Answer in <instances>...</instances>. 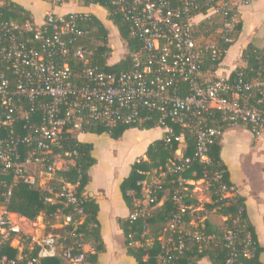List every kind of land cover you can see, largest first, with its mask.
<instances>
[{
	"label": "built area",
	"instance_id": "obj_1",
	"mask_svg": "<svg viewBox=\"0 0 264 264\" xmlns=\"http://www.w3.org/2000/svg\"><path fill=\"white\" fill-rule=\"evenodd\" d=\"M107 1L130 24L131 38L137 41L131 52L132 66L119 72H107L96 65L93 49L83 41L89 38L90 29L82 24L91 13L49 11L42 24L0 19V130L7 131L0 134V173L12 172L14 181L22 180L50 192L48 201L62 199L66 205H73L79 222H83V200L89 195L78 192L82 173L77 183L62 181L56 190L50 185L58 171L70 170L83 155L78 149H64V139L71 134L77 139L80 133L97 127L144 123L151 119L149 115L142 116L144 109L158 111L161 125L171 121L182 128L179 134L171 126L165 128L164 139L169 144L178 143V156L161 174L154 171L158 177L141 179L137 182L139 190L129 191L132 209L128 219L145 222L141 239L129 234V246L151 245L147 220L160 204L163 177L178 173L179 187L173 195L177 209L168 221L158 261L173 264L192 245L206 246L219 241L231 250L226 264H233L241 252L254 256L251 233L242 236L243 207L235 216H228L229 223L222 235L207 232L203 226L186 227L189 223L184 216L191 206L186 202L190 189L183 174L195 159L208 160L210 145L222 134V127L208 125V119L217 112L222 113L225 123L250 126L257 137L264 134L263 99L254 100L256 89L264 82L246 81L242 72L235 80L231 75L204 79L205 55L209 53L213 60H220L225 49L211 41L199 44L193 29V20L205 10V16L220 20L222 32H232L241 22L240 6L257 0ZM5 2L0 0V7ZM99 6L108 14L105 7ZM225 40L233 42L231 37ZM182 82H187L184 95ZM37 112L40 122L33 119ZM21 120L26 121L24 131L17 132ZM188 132L196 138L194 157L181 153L187 146ZM21 146L26 147L25 155ZM219 178V174L214 177ZM204 180L206 189L212 192L207 173ZM12 187L13 184L0 183V264L16 262L2 254L3 244L9 241L19 250L17 258L27 259L28 264L54 257H62L68 264H89L86 243L65 246L60 235L54 233L31 239L28 248L36 250L37 256L29 258L26 247L15 242L22 235L17 222L22 216L8 208ZM234 194L223 186L222 199L226 204ZM59 215L62 226L77 222L73 214L62 216L58 211ZM148 257L146 254L144 260Z\"/></svg>",
	"mask_w": 264,
	"mask_h": 264
},
{
	"label": "trees",
	"instance_id": "obj_2",
	"mask_svg": "<svg viewBox=\"0 0 264 264\" xmlns=\"http://www.w3.org/2000/svg\"><path fill=\"white\" fill-rule=\"evenodd\" d=\"M5 4L0 7V19L3 20H13L18 23H25L26 21H33L31 13L25 9L22 5L16 3L14 0H5ZM84 4L89 5H101L108 10L107 19L111 23L108 28L105 20L100 19L99 16L91 14L90 18L87 19L83 26L90 29L89 38H84L85 45L93 49L94 63L98 65L102 70L107 72H119L121 70L129 69L132 66L131 52L135 49L137 41L131 38L130 35V24L124 20L122 15L112 7L107 0H83ZM198 14V13H197ZM207 12L200 11L199 15L203 17V20L198 24H194L195 37L199 44L211 41L219 44L225 49L223 57L219 60H213L211 55L207 53L204 57L202 64V70L212 71L215 70L222 59L225 57L227 50L235 42H226L225 38L234 37L235 40L240 35L243 24L240 22L238 27L232 32H222V27L218 31L217 24L215 20L205 16ZM35 23V22H34ZM115 28L120 35V38L124 40L128 47V54L122 59L113 62L109 61L110 55L112 53V48L110 47V33L111 29ZM210 36L215 37L209 38ZM204 37V39H200ZM83 42V43H84ZM242 59L246 62V66L238 68L231 74V79L235 80L238 77V73H243V78L246 81L258 80L264 82V47H259L253 42L243 49ZM182 94L187 93V82H182ZM256 99H263L261 108L264 110V86L258 87L256 89ZM150 116L151 119L146 120L144 123H136L131 125L117 124L112 128L97 127L88 132L103 134L108 133L113 139H119L123 134L131 128L140 129H152L156 127L166 128L171 126L175 134L181 132V126L175 124L171 121L167 122V125L163 126L159 123L161 113L158 111L151 112L144 109L142 116ZM34 121L40 122L41 115L39 112L33 115ZM223 115L221 112H217L215 116L208 119V125L217 126L223 125L225 122L222 120ZM26 121L21 120L17 124V132H23V124ZM250 128V126H249ZM7 131L4 129L0 130V134H6ZM167 133V131H166ZM165 133V136H166ZM164 136V137H165ZM163 138L156 139L153 141L146 151L147 159L141 158L139 161L135 162L132 166V170L127 178L124 179L121 189L124 199L130 205L132 209V196L129 193L131 190L138 191L139 187L137 182L141 179L147 178L148 173H153L158 171L161 174L162 171L167 170L168 165L172 163L173 160H177L176 157L178 151V143L173 141L172 143H167ZM186 147L182 149V154L184 156L194 157L196 138L190 132L187 133ZM64 149H78L83 155L76 159V164L70 168L68 171H58L55 178L50 181V185L56 190L62 181H68L71 183H77L79 178V173H82V178L78 187L79 194L85 192L87 185L90 181L89 171L91 167L96 163V159L92 155L93 145L85 142H81L78 138L72 137V134L63 141ZM221 136L217 137L214 142L210 145L208 151V160L201 161L200 159H195L192 165L187 169L183 176L188 179H200L206 177L212 183V202L207 204V209H218L220 213L226 216H235L237 210L240 207L244 208L243 212V228L242 236L246 233H251L252 235V247L254 249L255 255L252 257H247L244 252H241L236 257L233 264H263L261 261V253L263 247L258 241V236L256 230L251 222L247 220V213L244 204V197L237 195L236 193L229 197L230 202L226 204L225 200L222 199L223 186L227 189L235 191L234 184L230 179V172L227 165L221 158ZM21 153L26 154V147H20ZM196 173V174H194ZM219 174L220 178L215 180L214 177ZM0 183H6L12 185V195L8 208L10 211L19 214L22 217L27 218L30 221H36L41 215L45 216L47 224L52 227L57 222V214L60 211L62 216L73 214L74 220L77 221L72 224L63 225L60 228H53L52 233L59 234L60 240L65 246L77 245V242L86 243L91 240V243L95 249V252H89L87 254V259L89 264H97L98 253L104 250L103 241L100 235V227L97 219V214L99 211L98 203L92 198H84L83 209L86 214V218L83 222H79V216L75 212L73 205H66L65 201L62 199H57L55 201H48L47 197L51 196L50 192L43 190L40 187L31 186L24 183L22 180L14 181V174L9 172V174L0 173ZM189 188L191 185H187ZM163 189L159 193V203L164 200V202L154 210L153 215L147 220L149 233L147 237L152 239L151 245L147 247H133L129 246L128 236L130 233L135 234V239H141V234L144 232L145 222L141 219L136 222H130L127 218L123 221L122 226L125 230L126 243L128 248V253L133 256L138 264H162L158 261L157 256L163 250V235L166 234L168 221L172 218L173 214L177 209V205L173 199L174 191L179 187V174L173 173L168 174L163 177ZM186 202L189 206H194L197 202L192 198L190 190L187 192ZM191 209L188 210L187 214L184 216L186 223H189L192 218L190 217ZM62 222V220H61ZM228 222V221H227ZM229 223V222H228ZM227 223V224H228ZM203 229L207 232H213L218 235H222L223 231L216 229L211 226L210 223H206ZM30 240V238L28 237ZM11 242H5L3 244L2 254L7 255L10 260H16L14 264H28L27 259L19 260L17 258L18 249L13 247ZM242 248V246H241ZM26 253H28L29 258H36L37 251L29 250L26 248ZM148 254V260L145 261L144 257ZM231 254V250L222 241L215 244H210L206 246H200L199 244L192 245L183 254H180L173 264H192L201 258L209 257L212 264H226L227 260ZM13 264V263H7ZM34 264H63V259L59 257L54 258H44Z\"/></svg>",
	"mask_w": 264,
	"mask_h": 264
},
{
	"label": "crops",
	"instance_id": "obj_3",
	"mask_svg": "<svg viewBox=\"0 0 264 264\" xmlns=\"http://www.w3.org/2000/svg\"><path fill=\"white\" fill-rule=\"evenodd\" d=\"M14 1L30 12L33 22L37 24L43 23L49 11L59 14L75 11L87 12L102 19L106 14L99 5L87 6L83 0H67L65 3L59 0ZM240 10L243 24L240 35L227 50L225 57L215 70L202 71L204 79L208 80L218 76L228 77L237 68L246 66V62L242 59V51L249 43L253 42L259 47H264V0H257L247 5L242 4ZM202 18L198 15L193 23L198 24L203 20ZM219 127H222L221 158L228 167L235 193L244 197L247 220L254 226L258 241L263 247L260 258L264 264V134L257 137L247 125L242 123L228 122ZM165 133V128L156 127L152 129L131 128L119 139H113L108 133L86 132L78 135L81 142L93 145L92 155L96 159V163L89 171L90 181L85 193L99 205L97 219L104 250L98 253L97 264H138L137 260L128 253L125 230L122 226L123 221L128 218L131 207L123 197L121 185L129 176L133 164L141 158L147 159L145 154L148 146L156 139L163 138ZM122 144L128 146L129 155L121 154L119 148ZM148 177H158V174L153 172ZM188 183L191 185L189 189L192 198L197 204L191 207L192 220L186 227H201L208 222L212 227L223 231L227 227L228 216L220 213L218 209H212L218 213L214 211L207 213L210 211L207 209V204L212 202V192L208 191L206 195L203 188L196 186L198 183L206 185L204 178L188 179ZM42 217L45 216L42 215ZM22 219L28 220L25 217ZM61 220L62 217L59 215L57 222L51 228H60ZM29 222L33 223V228L38 225V222L30 220ZM27 230L25 234L23 233L22 242H16L26 248L30 246L32 237L37 238L46 234V230L45 232L40 230L39 234L34 236L32 229ZM84 249L88 252H95L91 240L86 242ZM63 264L68 263L63 259ZM192 264H212V262L207 256Z\"/></svg>",
	"mask_w": 264,
	"mask_h": 264
},
{
	"label": "rangeland",
	"instance_id": "obj_4",
	"mask_svg": "<svg viewBox=\"0 0 264 264\" xmlns=\"http://www.w3.org/2000/svg\"><path fill=\"white\" fill-rule=\"evenodd\" d=\"M102 15H103V12H102ZM100 19H102V18H100ZM106 19H107V15L105 14V18L102 19V20H106ZM215 22L217 24V30L219 31L221 29V22H220V20H215ZM106 24L108 25V28L111 25V23L109 22V20H106ZM215 37L216 36H214V37L210 36L209 38H214L215 39ZM232 38H233V42H234L235 41V36L232 37ZM200 39H204V37H200ZM109 44H110V47L112 48V53H111L110 59H109V61L111 63L116 62V61L122 59L124 56H126L128 54L127 44L124 42V40H122L120 38V35L118 34V31L115 28H112L111 29V33H110V43ZM158 128H161V127H158ZM119 149L121 150V154L122 155H129L130 154L129 153V148H128V146L126 144H122V147L119 148ZM118 153L120 155V152L119 151H118ZM196 186H200L201 188H203L204 193L206 195L208 194V190L205 189L206 185L198 183V184H196ZM203 202H205V201H203ZM208 210H210V211H207V213L214 211L212 209H208ZM191 211H193V210L191 209ZM214 212L215 213H218L217 211H214ZM17 222L20 225V228L22 229V231H21L22 232L21 233L22 235L21 236L18 235L15 238V240H16L15 242H22L23 236L25 234L24 232H25V230L28 231L27 229H29V230L32 229V232H33L34 236H37V234H39L40 230H43V231L46 230V234H50V233L53 232L52 231V228L48 226L45 217H42V215L39 216L36 221H34V222H38V225H37L36 228H33V223H30L29 220H26V219L23 220L22 218L21 219L20 218H17ZM33 238H35V237H32V239Z\"/></svg>",
	"mask_w": 264,
	"mask_h": 264
}]
</instances>
